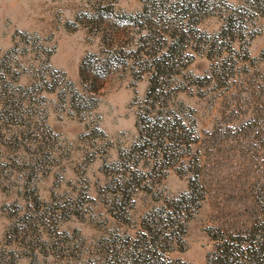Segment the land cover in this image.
Returning <instances> with one entry per match:
<instances>
[{
	"label": "rangeland",
	"instance_id": "374dc122",
	"mask_svg": "<svg viewBox=\"0 0 264 264\" xmlns=\"http://www.w3.org/2000/svg\"><path fill=\"white\" fill-rule=\"evenodd\" d=\"M0 264H264V0H0Z\"/></svg>",
	"mask_w": 264,
	"mask_h": 264
},
{
	"label": "trees",
	"instance_id": "16d2710c",
	"mask_svg": "<svg viewBox=\"0 0 264 264\" xmlns=\"http://www.w3.org/2000/svg\"><path fill=\"white\" fill-rule=\"evenodd\" d=\"M229 250H230V246L228 245V243L226 242L225 244H224V247H223V249H222V251H221V253H220V258H219V260H221V261H226V262H228V260L226 259V257H228V256H226V255H229Z\"/></svg>",
	"mask_w": 264,
	"mask_h": 264
}]
</instances>
